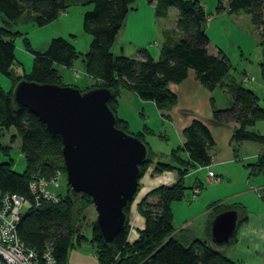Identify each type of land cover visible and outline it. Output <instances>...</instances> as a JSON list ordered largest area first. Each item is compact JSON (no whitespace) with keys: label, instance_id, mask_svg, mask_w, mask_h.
<instances>
[{"label":"trees","instance_id":"16d2710c","mask_svg":"<svg viewBox=\"0 0 264 264\" xmlns=\"http://www.w3.org/2000/svg\"><path fill=\"white\" fill-rule=\"evenodd\" d=\"M145 1L153 3L154 15L157 17H164L169 8L177 10L174 28L180 37L173 43H164L157 59H153L145 48L137 49L135 57L111 52L121 23L133 9L135 0H81L83 6H90L82 13V30L90 36L88 47L81 54L83 69L94 80L88 88L104 87L111 91L107 105L115 115V126L130 133L126 121L116 116L120 90L130 91L142 101H151L158 109L169 108L175 103V96L167 89V85L181 82L187 70H192L196 80L206 90L224 88L230 95V106L216 108L212 105L211 118L217 124H236L229 139L234 159H237L239 143L251 141L264 144V136L251 129L256 121H264V106L259 105V98L254 91L230 78V64L220 50L216 54L208 53L209 39L205 33L208 14L200 1ZM66 8L65 0H0V74L10 81L7 92L0 87V137L2 131L11 130L13 134L10 140L18 139V148L25 162L21 172L14 171L10 161L0 162V195L16 194L25 200V208L16 225L19 241L37 253L50 249L56 264H66L68 249L83 241L93 246L97 264H239L211 244L209 226L216 213L226 209L236 210L242 218L237 219L228 243L232 244L239 223L245 220V210L240 204H210L202 225V237L194 236L187 226L178 230L172 228L169 204L184 195V177L197 166L210 163L214 140L200 120L192 119L183 128L181 135L184 142L170 150L167 162L160 158L162 156L148 150L143 131L150 133V130L145 126L142 131L130 133L142 141L147 149V157L139 165V178L148 167L152 175L161 171L173 174L171 182L149 189L137 203L136 210L143 219V225L132 240L126 236L128 208L125 211V227L114 236L112 245L106 247L93 222L89 225V236L79 232L82 216L92 205L87 195L81 192L72 195L68 189L56 202L41 198L34 200L28 183L32 177L47 180L53 175L50 164L58 160L61 162V142L58 137H51L29 110L12 105L11 89L20 79L64 85L57 66L69 68L80 53L62 37L51 38L43 51L32 49L24 38V47L32 56L31 67L28 72L16 74L13 39L21 33L11 30L9 25L26 12L35 25L42 26L55 20ZM222 10L229 14L242 12L248 15L264 43V0H226L225 4L217 0L215 12ZM258 65L264 85V56ZM7 148L0 144L3 152H7ZM245 166L250 173L264 171V151ZM38 167L47 173L41 174V171H37ZM60 168L64 171L63 166ZM196 181L201 183L196 178L190 190L195 185L201 189V184ZM261 199L264 204V196Z\"/></svg>","mask_w":264,"mask_h":264},{"label":"rangeland","instance_id":"374dc122","mask_svg":"<svg viewBox=\"0 0 264 264\" xmlns=\"http://www.w3.org/2000/svg\"><path fill=\"white\" fill-rule=\"evenodd\" d=\"M199 1L209 17L206 23V30L209 33L210 49L215 52L217 50L222 52L230 64L229 73L233 79L237 80L240 75H246L249 80L242 78V85L253 88V91L259 98V105L264 106V89H262L264 87L260 88L256 85L258 82H260V85L262 84L258 64L263 60L264 56V43L261 42L259 30L252 26L249 16L242 12L230 13V16L228 13L218 15L215 12L217 0ZM65 2L67 4L66 10L55 20L45 25H35L26 12L9 25L11 30H18L21 33V35H17L13 39L15 73L28 72L31 67L32 56L24 47V38L32 49L43 51L51 38L62 37L71 42L80 54L73 60L71 68L57 66L62 76L61 82L63 84H72V79L76 76L79 79L77 85L82 88L81 81L84 78V72L82 70L83 61L81 54L87 49L90 41V36L82 30V13L84 10L89 9L90 6H83L81 0H65ZM137 5L138 10L136 13L129 12L123 19L117 32L111 47V52L115 55L121 53L125 56L135 57L136 51L139 48H148L153 51L155 46H153L152 41L156 39L152 36L154 27L162 25L167 28L174 27L177 15L175 8H169L165 18L156 19L154 22L146 9L148 6L147 2L145 0H135L134 7ZM237 14H240V17ZM135 43L139 45L133 46ZM72 72L74 75H72ZM261 86L264 85L262 84ZM0 87L6 92L10 88L9 79L1 74ZM216 90L215 97L218 98V93L220 92L219 89ZM121 93L118 95L119 105L116 108L117 113L128 119L129 129L139 127L142 122L139 115L141 112L140 105L136 104L137 99L133 97L135 101H131L129 93L123 90H121ZM220 94L223 98H226L224 97V93ZM224 100H217L216 103H221L217 105H224L222 104ZM164 128L167 137L165 140L158 138V136L148 135L147 137L148 150L154 154L156 153L154 149L160 148V151H164L165 147L170 145L174 138L173 132L165 126ZM251 129L264 136V121H256ZM12 134L11 130L2 131L0 144L8 148L7 152L0 150V162L10 161L12 162L11 168L16 172H21L24 169L25 162L18 148V139L14 138L13 141L10 140V135ZM245 144L241 145V147L239 146L237 150V163L226 167L215 166L211 168L213 171L227 170L229 172L226 177L221 179L220 183H218L220 178L217 176L214 175L218 178V181L215 183L209 180V176H206V172L209 171L208 165L202 166L203 168L201 169H197L196 167L195 170L197 172L195 170L191 171L184 177L183 184L186 187L184 195L179 200H174L169 204L170 220L174 230L187 226L192 230L194 236L202 237V225L208 215L207 208L213 202H223L227 205L238 203L245 210V215L248 211L255 213L262 210L263 203L261 198L264 196V171L256 173L253 171L250 173L245 164L253 162L254 158L251 156L244 157L243 155L264 151V144L251 141H246ZM61 166H63L62 159L61 162L58 160L55 164H50L53 174L58 176L59 182L58 187L50 189L56 192L57 195L59 194L58 196L68 191L65 181V171L61 170ZM37 171H41V174L47 173L41 167H38ZM167 176V171H161L157 175H152L148 167L139 180H137V190L130 201V205H128L127 239H134L137 236L139 227L141 228L143 219L137 213V203L149 189L165 184ZM196 178L201 181V183L196 181L198 184H201L199 185L201 189L198 190L193 199L191 198L192 190H190V187ZM95 217L96 213L93 205H91L89 210L85 211L82 216L79 232L89 236V225L92 222L94 223ZM241 218V215L238 213L237 219ZM244 222L245 220L239 223L237 231ZM81 243H84V241ZM86 246L84 243L79 248L82 251H86ZM230 246L231 244L227 243L214 247L220 249L230 258Z\"/></svg>","mask_w":264,"mask_h":264},{"label":"water","instance_id":"95a60500","mask_svg":"<svg viewBox=\"0 0 264 264\" xmlns=\"http://www.w3.org/2000/svg\"><path fill=\"white\" fill-rule=\"evenodd\" d=\"M111 91L91 87L37 83L20 79L11 89L12 105L26 108L61 142L65 181L72 195L90 198L96 213L94 226L102 243L110 247L125 227V211L137 187L139 165L147 157L145 144L115 126L107 105ZM234 209L216 213L209 226L214 246L229 243L237 223Z\"/></svg>","mask_w":264,"mask_h":264},{"label":"crops","instance_id":"0c3cea01","mask_svg":"<svg viewBox=\"0 0 264 264\" xmlns=\"http://www.w3.org/2000/svg\"><path fill=\"white\" fill-rule=\"evenodd\" d=\"M220 2L222 4H225L226 0H220ZM147 5L148 6L146 9L148 10L150 18L152 17V21L155 22L156 19L165 18V16L167 15L166 14L164 17L155 16L153 3L151 4L147 3ZM137 10H138V5L136 7H134L133 5V9L130 12L136 13ZM168 11L169 10H167V12ZM222 13L224 15V13L227 12L225 10H222L221 12L218 13V15H221ZM228 15L230 16L231 14L228 13ZM237 16L240 17V14H237ZM152 33H153L152 36L156 38L154 41H152V44L153 46H155V48L153 51L149 50L148 48H146V50L149 52V54L152 56L153 59H157L160 47L164 43L168 41L170 43H173L180 37V33L177 30H175L174 27L167 28L163 25L155 26ZM205 33L207 37H209L208 35L209 33L206 30V26H205ZM138 45H139L138 43H135L133 46H138ZM207 51L210 54H216L217 52L210 49V41L207 47ZM71 66L69 68H71ZM82 70L84 72L83 67ZM59 75L61 76L60 73ZM72 75H74L73 72ZM229 76L234 82L239 83L241 85L243 79L249 80L244 74L240 75L237 80L233 79L230 73ZM78 81L79 79L76 76H74V78L72 79L73 82L72 84H64V85H73L79 88L80 90H83L92 86L94 83V80L85 73H84V78L81 81L83 86L82 88H80L77 85ZM259 83L260 82L256 84L257 87L260 88L264 87L261 86L262 84L260 85ZM247 88L253 91V88L251 87H247ZM167 89L175 96V103L171 107L164 109H158L151 101H142L138 97H136L134 93L122 89L123 91H126V93H129L128 95L130 96L131 101L134 100L133 97L137 99L136 104L140 105L141 112L139 113V115L141 116L142 124L134 129H129L128 119H126V117H124L123 115H119L117 113V109H116V116L126 121L127 128L132 133H135L137 131H142L143 126H145L146 129L150 130V133L143 131V139L146 143H147L148 135L158 136V138L165 140L167 137L165 134L164 126L168 128L171 132H173L174 138L172 140V143L170 145L166 144L167 146L165 147L164 151H160L159 147H158L159 149H154V151L156 152L155 154L162 156L161 159L166 162L169 160L168 153L170 152V150L177 146L182 145V143L184 142V138L181 135V131L183 130V128L186 127L192 119L200 120L206 125L214 140V146L210 150L211 159L208 165V170L213 175L220 178L218 182L220 183L221 179L226 177L229 172L227 170L213 171V169L211 168L215 166L226 167L230 164L237 163V159H234L233 156L232 146L229 143L232 130L236 127V124L234 122H227L226 124L222 125L214 122L211 118V107L212 105L216 108H225L230 106L231 103L230 95L227 93V91H225L224 88L216 87L212 91L206 90L196 80L192 70H187L186 77L181 82L176 84L169 83L167 85ZM216 89H219L220 93H224L225 95L224 97L226 98H223L220 93H218L220 98L215 97L217 91ZM119 94H122L121 90ZM223 99H225L224 103L222 102V104L224 105H217L221 103H216V101L217 100L221 101ZM118 105L119 102L117 97V106ZM245 142L246 141L239 143L237 147L239 148V146L241 147V145H246ZM150 148L152 149V147ZM261 152L263 151H257V153H253L250 155L245 154L243 156L244 157L251 156L255 159V156ZM167 173L168 176L166 183H169L173 180V174L170 171H167ZM89 208L87 210H89ZM141 223H142L141 224L142 227L143 220ZM84 243L85 246L86 245L88 246V247L86 246L87 248L86 251H82L79 248L80 245ZM84 243L80 242L75 247L68 249L66 254V264H97L92 247L87 242ZM230 254H231L230 259L238 262L239 264H264V204L262 210H260L259 212L254 213L248 211L246 213L245 222L239 227L236 234V239L230 246Z\"/></svg>","mask_w":264,"mask_h":264},{"label":"built area","instance_id":"2783aa9c","mask_svg":"<svg viewBox=\"0 0 264 264\" xmlns=\"http://www.w3.org/2000/svg\"><path fill=\"white\" fill-rule=\"evenodd\" d=\"M203 168L197 166V169ZM197 171V170H196ZM211 182H217L210 171L206 172ZM210 182V183H211ZM58 176L53 174L49 179L42 177H32L28 183L29 191L34 200L41 198L45 201L56 202L59 198L50 188L58 187ZM199 187L195 185L191 192V198H194ZM25 200L22 196L16 194L4 193L0 195V264H56L55 258L50 249L41 253L24 247L16 234V225L23 212Z\"/></svg>","mask_w":264,"mask_h":264}]
</instances>
